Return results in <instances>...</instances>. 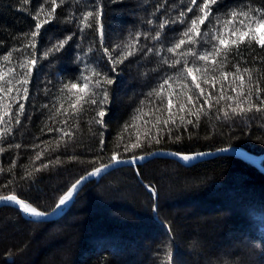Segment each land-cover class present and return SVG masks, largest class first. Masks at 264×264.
Returning a JSON list of instances; mask_svg holds the SVG:
<instances>
[{"label":"trees","instance_id":"obj_1","mask_svg":"<svg viewBox=\"0 0 264 264\" xmlns=\"http://www.w3.org/2000/svg\"><path fill=\"white\" fill-rule=\"evenodd\" d=\"M43 2L0 0V56L13 48H24L27 43L24 34L32 30L35 24L32 17ZM162 2L67 0L57 8L56 20L42 29L38 56L57 40L75 35L64 50L39 60L21 124L14 125L12 134L0 140V147L5 149L0 153V168L4 169L0 172V195L14 192L38 210L48 212L78 179L95 167L109 163L114 151L121 158L157 149L194 152L226 146L264 153V119L258 116L247 122L217 120L213 109L208 116L201 117L199 126L187 125V119L195 118L178 111L175 94L176 123L168 126L172 129L171 136L165 129L159 133L163 137L159 144L144 143L142 148L124 152V143L135 142L138 136L143 140L146 133L157 135L156 116L166 118L167 113L155 112L151 103L155 97H148V93L166 75H173L174 70L161 66L159 56L149 54L130 57L117 72H110L95 24L81 33L79 18L82 12L94 11L95 5H102L104 46L111 49L125 42L130 34L152 31L154 26L147 25L146 20L153 18L154 5ZM176 5L178 10L179 0ZM224 6H233V0H222V10ZM44 7L48 9L49 4ZM175 14L176 11L171 12ZM71 17L75 18L67 22ZM175 35L166 32L167 39L160 43L141 37V44L159 49L162 43L163 54L170 57L166 47ZM89 47L92 52H87ZM242 54L248 66L260 76L264 63L254 57L264 58V50L245 49ZM21 55L20 51L14 53V64ZM237 60L239 57L229 63L228 70H232L231 63ZM0 65L4 70L8 66L2 59ZM86 65L108 72L116 80L110 86L112 101L104 118L107 127L89 124L95 112L92 106L86 105V111L78 119L69 121V127L79 124L75 138L68 141L65 137L67 142H61L56 148L62 136L56 129L65 127L61 123L65 117L54 115L52 106L60 107L58 96L63 83L78 80L82 71L88 74ZM260 79L264 83V76ZM173 87L178 93L179 87L175 84ZM205 87L216 95L220 85L217 83L215 90ZM4 103H9L7 98ZM46 104L48 108L43 107ZM138 108L149 115L138 114ZM137 115L143 118L133 120ZM180 115L185 116L187 130L180 123ZM126 124L131 127L124 131ZM49 128L53 131H48ZM101 132L105 141L102 151ZM121 134L123 142L118 140ZM15 144L21 147L15 148ZM38 152L42 155L36 160ZM57 157L59 163L55 162ZM42 164L48 167L34 171ZM29 172L31 178H21ZM138 172L139 175L132 166H123L88 182L68 211L53 221L29 220L14 206L1 207L0 264H167L169 251L172 264H264V173L257 167L232 155H221L192 166L159 157L141 164ZM146 185L152 186L158 195L159 218L154 214V195Z\"/></svg>","mask_w":264,"mask_h":264},{"label":"snow or ice","instance_id":"obj_2","mask_svg":"<svg viewBox=\"0 0 264 264\" xmlns=\"http://www.w3.org/2000/svg\"><path fill=\"white\" fill-rule=\"evenodd\" d=\"M28 2L29 0H23L25 4ZM66 3L67 0H59V2L58 0H44L32 17L35 21L32 30L24 34L27 40L24 48H13L11 51H7L5 55L0 56V59L7 62L8 65L6 70H4L3 65H0V125H3L0 127V140L12 134L14 125L21 124V117L24 116L26 103L29 101V86L32 83L33 72L38 66L39 60L41 58L47 59L50 55L64 50L75 35L73 33L62 40H57L55 44L43 51L42 56H38L42 29L56 20L57 8ZM179 3L178 10H176V0H163L162 3H156L154 11L151 13L153 18L146 20L147 25L154 26L153 30L143 33L137 31L134 36L130 34L125 42L117 44L111 49L104 46L102 5L97 4L94 6V11H84L80 15L78 28L81 33L85 29L93 28V24H95V32L99 36L100 47L107 58L110 72H117L118 67L130 57L138 55L147 57L149 54L159 56L161 66H167L168 69L174 70L173 75H166L158 87L153 88L148 93V97H155V100L151 101L155 112L167 113L166 118L161 115L156 116L154 126L157 127V135L152 136L146 133L143 140L138 136L135 142L124 143V152L142 148L144 143L150 144L154 141L159 144L163 138L159 133L165 129L171 136L172 129L168 126L170 123L172 125L176 123L173 112L174 94L177 96L178 111L180 113L187 112L188 115L195 118L194 120L187 119V125L199 126L201 117L208 116L213 109H216L215 118L217 120L241 119L247 122L256 119L258 116L264 119V83L260 79V76H264V70H259L260 76H258L257 70L248 66V61L242 54L245 49L255 50L258 48L264 50V34H261L260 31L264 29V0H233V6H224L223 10L222 0H187L186 4L184 0H179ZM44 4H49V8L45 9ZM172 11H176V14L171 15ZM74 18L71 17L67 22H71V19ZM166 32L177 33L166 47V53L171 54L170 57L163 54L165 49L162 43L159 49L155 45L141 44V37L160 43L163 39H167ZM79 46L77 45V47ZM17 51H20L22 55L17 58L14 64L13 57ZM24 52L28 54L23 55ZM87 52H92V48L89 47ZM236 57H239V60L231 63L232 70H228L229 63ZM77 59L82 60V57H77ZM254 60L264 63L262 57H254ZM85 69L87 75L82 71L78 80L74 78L61 85L58 96V100L61 101L60 107H56L55 104L52 106L55 108L54 115L65 117L61 121L65 127L56 129L62 133L60 140L55 145L56 148L61 146V142H67L64 140L65 137L68 141L75 138L79 124L78 122L73 123L69 127V121L73 118L78 119L86 111V105L92 106L91 110L95 112V116L91 118L89 124L94 122L102 128L107 127L104 118L107 115V106L112 101L110 86L116 80L108 72L99 71L95 67L86 65ZM157 70L152 69L154 72ZM217 83H219L220 88L216 95L213 94V91L206 90L205 86L215 90ZM174 84L179 87L178 93L173 87ZM6 98L9 103H4ZM65 103H67V107H65ZM141 104L143 105L144 101ZM13 105L16 106L14 111ZM43 107L48 108L49 106L46 104ZM137 113L149 115V113L143 112L142 108H138ZM143 115L134 116L133 120L142 119ZM179 119L181 125H185V116L180 115ZM160 125L163 127L161 128ZM129 127L131 125L126 124L124 131H127ZM185 130H187L186 125ZM48 131L51 132L53 129L49 128ZM100 136L99 143L102 151L105 144L103 132L100 133ZM179 138V136L176 137L177 140ZM123 139L122 134L118 136L119 141L123 142ZM12 146L9 145V147ZM120 146V143L116 145L117 148ZM14 147L20 148L21 145L15 144ZM4 151L5 149L0 147V153ZM218 151L226 152L228 149L222 148ZM41 155L42 153L38 152L35 159L39 160ZM172 155L178 156L184 161L195 158L193 155L178 152L172 153ZM195 155L203 156L205 153L200 152ZM70 159H76V157ZM143 159H145L143 155H133L129 158V162L134 164L137 160ZM55 162H60L58 157ZM121 162H123L121 154L114 151L110 157V164ZM110 164L95 167L88 175H99ZM12 166H15V161H13ZM47 167V164H42L34 171H40ZM3 171L4 169L0 168V172ZM31 176L32 173L29 172L21 178L28 179ZM84 179L85 177H81L71 185L69 190L59 198L56 208L65 205L72 198L77 186ZM11 182L9 181V183ZM0 201L12 202L18 205L24 213L31 216L44 217L48 215V213L39 211L32 204L18 198L14 192L0 195ZM172 261L173 257L169 251L167 264H172Z\"/></svg>","mask_w":264,"mask_h":264},{"label":"water","instance_id":"obj_3","mask_svg":"<svg viewBox=\"0 0 264 264\" xmlns=\"http://www.w3.org/2000/svg\"><path fill=\"white\" fill-rule=\"evenodd\" d=\"M222 148H227L228 151H226V152L218 151V149H222ZM177 152L178 151H173V150H169V149H157V150H154V151H152L150 153L141 154V155H143L145 157V159L137 160L134 164L129 162V158L130 157L121 158V160L123 161L121 163H111V164H110V162L106 163V164H110V166L105 171H102L99 175L89 176L88 173L91 172L92 171L91 170L88 173H86L84 176H82V177H85V179L77 186V189L74 191L72 198L69 201H67L65 203V205H62L60 208H56V206H55L52 210L46 212V213H48V215H46L44 217H36V216H31L29 214H26L22 210H20V211L22 212V214L24 215L25 218H27L29 220H33V221H53V220L59 219L60 217H62L68 211L70 206L76 200L78 194L82 191V189L84 188V186L88 182L96 180V179H99L102 176H104L105 174L111 172L112 170H114L116 168H119V167H123V166H132V167H134L136 172H137V174L139 175L138 167L141 164H144V163H146L147 161H149L151 159L159 158V157L172 158V159L177 160L178 162H180L181 164H183L185 166H192V165H194L196 163H199L201 161H204V160H207V159H211V158H214V157H218V156H221V155H232V156L241 158V159L251 163L252 165L257 167L261 172L264 173V164H263L264 153H261V154L252 153V152H250V151H248V150H246V149H244L242 147H238V146H226V147H221V148H217V149L201 150V151H194V152H178V153H181V154H190V155H193L195 157L194 159H191L189 161H184V160L180 159L178 156L172 155V153H177ZM200 152L205 153V155H203V156H196L195 155L196 153H200ZM141 155H138V156H141ZM146 187L154 195V199H155L154 214H155L156 218H159L158 206H157L158 195H157L155 189L152 186L146 185ZM18 198H20V197H18ZM20 199H22V198H20ZM22 200H24V199H22ZM26 203H28V202H26ZM4 206H14V207L19 209V206L14 204V203H12V202L0 201V208L4 207Z\"/></svg>","mask_w":264,"mask_h":264},{"label":"rangeland","instance_id":"obj_4","mask_svg":"<svg viewBox=\"0 0 264 264\" xmlns=\"http://www.w3.org/2000/svg\"><path fill=\"white\" fill-rule=\"evenodd\" d=\"M260 31H261V34H264V29H261Z\"/></svg>","mask_w":264,"mask_h":264}]
</instances>
